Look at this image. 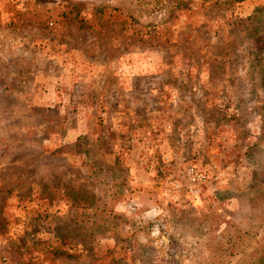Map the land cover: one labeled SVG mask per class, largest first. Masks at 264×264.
Wrapping results in <instances>:
<instances>
[{
  "label": "rangeland",
  "instance_id": "374dc122",
  "mask_svg": "<svg viewBox=\"0 0 264 264\" xmlns=\"http://www.w3.org/2000/svg\"><path fill=\"white\" fill-rule=\"evenodd\" d=\"M0 264H264V0H0Z\"/></svg>",
  "mask_w": 264,
  "mask_h": 264
},
{
  "label": "trees",
  "instance_id": "16d2710c",
  "mask_svg": "<svg viewBox=\"0 0 264 264\" xmlns=\"http://www.w3.org/2000/svg\"><path fill=\"white\" fill-rule=\"evenodd\" d=\"M234 1H236V2H242V1H244V0H234Z\"/></svg>",
  "mask_w": 264,
  "mask_h": 264
}]
</instances>
